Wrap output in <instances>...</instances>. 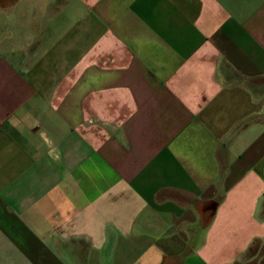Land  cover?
Listing matches in <instances>:
<instances>
[{
  "label": "crops",
  "instance_id": "1",
  "mask_svg": "<svg viewBox=\"0 0 264 264\" xmlns=\"http://www.w3.org/2000/svg\"><path fill=\"white\" fill-rule=\"evenodd\" d=\"M0 264H264V0H0Z\"/></svg>",
  "mask_w": 264,
  "mask_h": 264
}]
</instances>
